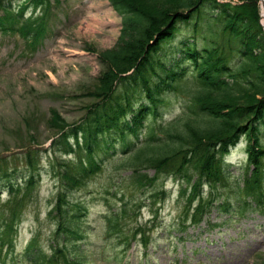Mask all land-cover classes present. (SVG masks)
<instances>
[{"label":"trees","instance_id":"16d2710c","mask_svg":"<svg viewBox=\"0 0 264 264\" xmlns=\"http://www.w3.org/2000/svg\"><path fill=\"white\" fill-rule=\"evenodd\" d=\"M6 1L12 0H0V8L5 10L1 26L9 20L19 22L29 4L45 7L48 2L27 0L18 16H13ZM258 1L110 0L122 18V28L116 45L98 52L104 71L97 84L84 93L94 103L76 127L70 128L56 113L49 122L61 133L54 143L57 152L74 155L56 166L61 192L52 216L57 232L54 250L62 253L60 260L65 264H87L78 253L86 237L78 212L83 214L87 206L70 205L68 195L93 180L103 166L99 153L114 148L109 145L114 139L122 141L120 148L125 151L101 171L122 170L127 176L115 184L113 193L121 196V207L104 216L109 234L123 237L119 229L131 217L137 219L133 211L144 206L137 197H147L154 206L164 200L163 180L169 177L181 184L178 201L183 202V209L176 222L178 231L199 225L218 206L229 208L226 191L243 212L264 211V30ZM46 10L19 28L32 43L46 32ZM187 22L193 28L194 42H181L183 57L169 64V59L158 54L179 37L180 25ZM133 68L135 72L125 76ZM169 98L182 99L183 111L163 123L159 118L169 106ZM241 137L247 139L248 155L242 181L224 164L230 146ZM127 179L129 186L124 183ZM150 233L140 228L134 237L141 236V243L148 247ZM54 258H41L36 264L59 263L57 255Z\"/></svg>","mask_w":264,"mask_h":264},{"label":"rangeland","instance_id":"374dc122","mask_svg":"<svg viewBox=\"0 0 264 264\" xmlns=\"http://www.w3.org/2000/svg\"><path fill=\"white\" fill-rule=\"evenodd\" d=\"M51 2L45 36L37 44L35 52H30L19 34H4L0 30V162L3 165L9 163L12 169L17 165L19 182L29 175V169L21 160L25 153L36 146L40 153L37 159L41 162L37 196L27 202L20 226L15 264H28L21 259L36 230L42 231L41 240L45 247L49 244V237L52 240L47 213L52 208L59 184L54 178L50 149L43 152L49 147L51 138L56 137V130L50 127L49 122L54 113L69 124L83 119L88 106L94 103L84 93L97 84L104 71L98 52L114 47L121 32V17L109 0ZM20 6L21 2L16 1L11 6L12 12L15 14ZM39 13L40 10L34 13L30 9L25 17ZM189 25V22L181 24L179 37L159 52L158 55L169 59V64L172 61L176 64L183 57L181 42H194L191 36L193 28ZM202 45L200 42L199 47ZM179 112L181 99L169 98L163 120L168 121ZM261 138L264 145V123ZM245 145L243 138L227 158L234 164L229 168L231 173L239 180H243L245 175L240 167L247 156ZM100 157L104 160L110 158L105 153H100ZM150 174L153 175L154 171ZM125 176L127 174L122 170L107 168L72 196L88 207L84 219V226L89 228L88 235L80 246L89 264H264L263 215L248 213L239 218V212L233 208L214 209L201 226L191 227L188 233L177 232L176 222L183 202L178 201L181 184L174 178L165 179L166 198L155 206L147 197H137L144 207L141 211L135 209L133 212L137 219L131 217L119 231L132 237L141 227L147 233L155 229L150 235L153 236V244L145 249L140 243H135L123 258L120 251L124 245L119 246L116 239L106 240L103 233L105 214L110 208L120 207V197H115L113 192L116 191L115 184L123 181ZM129 181L124 180L125 185L129 186ZM7 198V188L2 186L0 204ZM231 201L234 202L233 198Z\"/></svg>","mask_w":264,"mask_h":264},{"label":"bare ground","instance_id":"6f19581e","mask_svg":"<svg viewBox=\"0 0 264 264\" xmlns=\"http://www.w3.org/2000/svg\"><path fill=\"white\" fill-rule=\"evenodd\" d=\"M262 2H263V5H264V0H262ZM261 21H262L263 24H264V11H263V15L261 16Z\"/></svg>","mask_w":264,"mask_h":264}]
</instances>
